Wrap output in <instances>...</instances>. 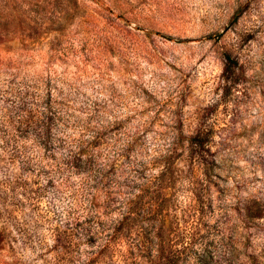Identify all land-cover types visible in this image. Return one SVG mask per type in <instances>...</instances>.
<instances>
[{"label": "rangeland", "instance_id": "374dc122", "mask_svg": "<svg viewBox=\"0 0 264 264\" xmlns=\"http://www.w3.org/2000/svg\"><path fill=\"white\" fill-rule=\"evenodd\" d=\"M128 208L264 264V0H0V264H124Z\"/></svg>", "mask_w": 264, "mask_h": 264}, {"label": "trees", "instance_id": "16d2710c", "mask_svg": "<svg viewBox=\"0 0 264 264\" xmlns=\"http://www.w3.org/2000/svg\"><path fill=\"white\" fill-rule=\"evenodd\" d=\"M231 60V57H227ZM192 144L198 157L201 159L202 163L205 164V155L207 152V140L202 138L200 134H197L192 139ZM139 212H135L128 208L124 212L121 220L116 222L111 229L99 228L96 233L90 230L87 231L89 235V240L97 238L98 233H106L107 240L103 244L93 261L99 262V259L106 257L109 250L113 247L114 243L119 239H128V249L123 251L121 254L120 261L124 264H181L184 260V249H175V242L169 240L166 235L167 223L165 220L162 221L160 227L155 229L158 220L157 217H152V222H145L144 217L140 218ZM144 216V215H143ZM138 220L140 223V230L133 232L131 223L132 221ZM79 222L75 225L67 226V229H71V234H74V230ZM68 231V230H67ZM69 233V235L71 236ZM68 258V257H67ZM181 261V262H180Z\"/></svg>", "mask_w": 264, "mask_h": 264}]
</instances>
